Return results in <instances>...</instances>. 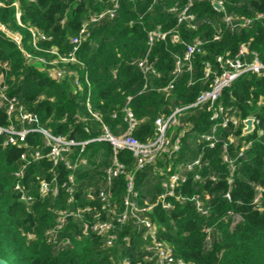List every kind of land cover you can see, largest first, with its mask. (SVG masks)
I'll return each instance as SVG.
<instances>
[{
    "label": "trees",
    "instance_id": "1",
    "mask_svg": "<svg viewBox=\"0 0 264 264\" xmlns=\"http://www.w3.org/2000/svg\"><path fill=\"white\" fill-rule=\"evenodd\" d=\"M175 2L182 8L186 0L157 3L122 0L114 19L90 25L88 39L74 54L79 64L63 65L78 74L82 87L76 90L72 77L57 82L47 78L44 67L39 64H25L22 51L46 60L54 58L31 46L27 29L33 28L48 38L38 43L40 49L55 48L59 55L67 56L71 51L69 40L77 34L80 24L91 13L109 7V0H0V25L20 37L18 48L0 32V73L7 94L35 113L40 124L54 135L77 141L97 137L102 132L101 123L91 113L116 135L126 128L123 121L126 107L137 121L134 137L140 142L153 139L157 117L193 104L199 93L208 88L211 79H202L205 63L216 67L218 56L233 57L240 45L257 53L264 63V1L224 0L223 10L217 12L208 0H195L190 8L195 17L194 30L186 23L177 24L175 16L168 11ZM16 9L20 13L19 21L15 17ZM257 14H262V18L256 19ZM224 15L250 18L252 22L245 28H231L223 22ZM157 26L163 32H170L169 37L156 41L148 49L146 33ZM172 34L178 38L176 43L169 41ZM215 35L219 36L217 40L213 39ZM196 38L204 44L201 54L192 60V71L182 73L171 89L163 91L172 79L174 56H181L184 44ZM145 56L154 73L143 75L137 67L136 62ZM3 63L5 69H2ZM85 76L89 86L84 82ZM220 101L232 107L240 119L256 118L258 123L254 129L241 135L240 127L217 128L216 142L209 148L200 141L201 134L211 132L209 114L203 108L191 107L179 116L181 125L192 128L182 136L174 156L167 159L162 155L155 165L142 171H134L133 158L126 151L119 152L118 160L133 174L137 201L142 205L144 201L153 203L163 192L161 185L167 175L199 158V166L186 175L176 193L185 198L198 195L208 214L196 212L190 201L170 199L169 210L155 206L147 217L156 229V239L168 244L173 256L185 264H264V210L253 204L255 186L264 187V78L252 74L240 76L222 92ZM0 123H6L1 115ZM180 130L181 127L172 128L168 135L173 137ZM229 136L235 140L228 145V154L236 159L228 191L226 180L230 174L221 153ZM248 142L249 147L237 157L240 148ZM1 143L0 138V259L6 264H117L122 258L134 264H154L153 260L145 259L142 233L131 222L116 224L117 238L111 247L104 246L103 239L93 233L84 235L81 223L73 219H68L59 230L56 244L48 242L46 231L55 224L56 210L85 206L99 209L98 200L90 201L87 195L92 192L96 197L104 186L103 170L112 157L107 142H92L85 147L83 157L87 166L74 174L76 187L72 203L67 202L68 195L61 188L69 171L58 165L51 172V165L45 160L26 168L23 185L32 201H20L13 190V172L25 150L2 147ZM28 145V150L40 146V136H29ZM54 172L57 195L41 196L39 182L50 181ZM195 174L199 180L194 179ZM110 192L116 210L121 211L125 195L123 176L112 182ZM226 192L229 200L224 196ZM260 204L264 207V191ZM92 214H86V220ZM205 229H209V240ZM124 237H128V243L123 241ZM65 239L69 240L68 245L63 244Z\"/></svg>",
    "mask_w": 264,
    "mask_h": 264
},
{
    "label": "built area",
    "instance_id": "2",
    "mask_svg": "<svg viewBox=\"0 0 264 264\" xmlns=\"http://www.w3.org/2000/svg\"><path fill=\"white\" fill-rule=\"evenodd\" d=\"M34 1V0H30ZM122 0H109V7L106 9L91 13L88 18L80 24L76 35L70 38L69 44L71 45V51L67 56L59 55L55 48L47 50L40 49L38 43L40 41H47L48 38L39 33L33 28L27 30L31 36V46L39 52L52 55L54 58L46 60L43 57H35L30 53L22 51V55L25 60V64L37 63L44 67V72L50 80L61 81L65 77H72V84L76 90L81 89V80L75 71L66 69L63 65L67 63H78L74 54L78 50L81 43L86 41L89 37V26L100 23L104 20H112L115 18L119 9L120 2ZM132 1V0H127ZM161 0H152L153 3H157ZM176 1V0H175ZM195 0H186L182 8L177 6L175 2L168 11L176 18L177 24L186 23L188 28L194 30L196 28L194 21L195 17L191 13L190 8ZM212 8L219 12L223 10L224 0H208ZM264 1V0H262ZM1 5V4H0ZM214 5H217L219 9H216ZM14 6L17 8L16 4ZM16 20L19 21L20 13L16 9ZM256 19L262 18V14H257ZM65 17L60 21L63 25ZM223 22L231 28H245L248 27L252 20L250 18H238L232 15H224ZM0 32L7 38H10L18 48H20V37L16 33L9 32L5 27L0 25ZM170 32L161 31L157 26L154 29L149 30L146 33V45L148 49L156 41H165L169 37ZM219 38L218 35L214 36V40ZM171 43H176L178 38L172 34L169 38ZM203 42L196 38L191 43L184 44L185 50L181 56H174V66L171 72L172 79L168 85L163 88V91L172 88V83L175 79L184 72H191L192 60L195 56L200 55L202 52ZM216 67L210 63H205L203 68L204 80H210L208 88L203 90L197 96L195 102L189 106L175 108L168 116H160L154 120V137L147 142H140L134 137L133 131L137 126V121L134 119L132 113L128 108H124L123 121L126 124V128L118 134H112L108 128L102 124L101 119L95 115H91L94 119L101 123L102 132L97 136L85 141H77L71 138H67L61 135H54L50 130L43 127L35 113L29 112L26 107L20 103L16 97L9 96L7 94V87L2 83V74L0 73V115L5 119V124L0 123V138L2 139V147H14L22 148L25 151L20 155V164L18 168L13 172L14 185L13 190L18 194L19 200L30 203L32 197L27 194L23 185V179L25 176L26 168L32 163H38L45 160L51 165V172L58 165H63L65 169L69 171L65 182L61 185V188L68 195L67 202L72 203L74 201L75 191V172L80 168L87 166V161L83 157L85 147L92 142H107L111 146L112 157L108 167L103 170V183L104 186L98 190L96 197L92 192H89L87 198L90 201L98 200L99 209L94 210L90 206L82 208L59 209L55 211V224L46 231L48 242L56 244L58 240V232L65 225L68 219L77 220L82 225V233L87 235L93 233L103 239L104 246L111 247L116 238V224L124 225L131 222L137 232L142 233L144 240V251L146 253L145 259L153 260L154 264H185L182 260L173 256L172 250L168 244L156 239V229L154 225L149 221L147 214L155 206H159L164 210L171 209L170 199L177 202L190 201L193 203L194 209L201 215H207L208 209L202 202L198 195H193L190 198L182 197L176 193L177 188L183 184L186 180V175L192 173L196 167L199 166V158L193 162L185 163L184 165L177 167L174 172L167 175L162 182L163 192L159 194L153 203L143 202L142 205L138 204V194L134 190V178L132 173L126 171V167L118 160V154L121 151L128 152L134 161V171H142L146 167L155 165L160 156L164 155L167 159L174 156L179 150L180 141L184 133L188 132L192 127L183 126L179 122V116L188 108L198 107L203 108L209 114V121L212 122L210 134H201L200 141L207 143L209 148H212L216 142L215 132L217 128H226L228 126L236 129L240 127L241 135L250 133L258 120L254 117H248L240 119L236 116L232 107H226L220 101L222 92L229 88L232 83L244 74H252L257 77L264 78V63L259 60L257 53L250 52L245 45H240L237 53L233 57L218 56L215 59ZM137 67L140 69L143 75L147 73H154L151 65L147 63L146 56L136 62ZM2 69L6 68V64L3 63ZM84 82L89 86L87 76L84 77ZM86 106L89 110L88 101ZM90 111V110H89ZM115 118V115H112ZM250 119L252 121V129L249 132H244L246 126L244 122ZM175 127H181L178 134L173 137L168 135L170 129ZM88 132V129H84ZM39 135L41 138V145L28 150V138L31 135ZM261 135V132L258 133ZM235 139L231 136L228 137V144L223 143L221 159L222 162L228 165L230 176L226 182L228 185V191L232 184V174L235 169L234 161L228 154V145L233 143ZM250 142L246 143L240 148L237 157L241 156L242 152L247 149ZM76 151V153H75ZM161 174V170H158ZM123 176L125 178V195L122 199V210L117 211L114 203L112 202V196L110 192V186L112 182ZM195 180H199L197 174L194 175ZM212 180L215 178L211 177ZM264 191V187L255 186V196L253 204L260 210H264L261 207L260 197ZM38 192L41 196L51 195L55 197L58 192L57 175L54 172L50 181L42 180L38 184ZM229 200V192L224 195ZM91 219L86 220V214L92 213ZM104 215V218L102 216ZM237 220L238 217L234 216ZM206 239L209 240V229H205ZM123 241L129 242L128 237H124ZM64 245L69 244V240L65 239ZM117 264H134L127 258H122ZM139 264V263H136Z\"/></svg>",
    "mask_w": 264,
    "mask_h": 264
},
{
    "label": "water",
    "instance_id": "3",
    "mask_svg": "<svg viewBox=\"0 0 264 264\" xmlns=\"http://www.w3.org/2000/svg\"><path fill=\"white\" fill-rule=\"evenodd\" d=\"M214 7L216 9H219V7L217 5H214ZM244 125L246 126V128L244 129V132H249L252 129V121L250 119L246 120L244 122ZM0 264H6V262H4L3 260L0 259Z\"/></svg>",
    "mask_w": 264,
    "mask_h": 264
},
{
    "label": "rangeland",
    "instance_id": "4",
    "mask_svg": "<svg viewBox=\"0 0 264 264\" xmlns=\"http://www.w3.org/2000/svg\"><path fill=\"white\" fill-rule=\"evenodd\" d=\"M0 82H1V79H0Z\"/></svg>",
    "mask_w": 264,
    "mask_h": 264
}]
</instances>
